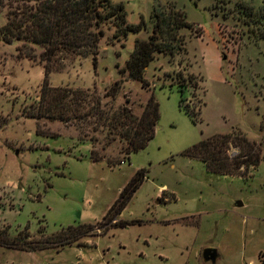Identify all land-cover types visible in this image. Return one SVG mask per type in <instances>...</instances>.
Masks as SVG:
<instances>
[{"label": "rangeland", "instance_id": "374dc122", "mask_svg": "<svg viewBox=\"0 0 264 264\" xmlns=\"http://www.w3.org/2000/svg\"><path fill=\"white\" fill-rule=\"evenodd\" d=\"M110 1L122 5L127 24L141 19L143 27L116 37L113 26L104 25L94 66L90 56L68 58L45 80L51 87L101 94L119 79L115 97L101 101L115 107L127 99L134 115L152 93L158 111L153 136L114 165L103 158L91 162V147L103 157L120 159L119 143L100 148L101 143L77 140L73 127L25 117L22 109L36 102L42 83L40 48L27 44L18 53L20 41L0 40V225H7L9 234L27 226L32 238L40 229L50 233L76 223L93 225L76 243L57 250L0 247V264H264V147L256 167L241 175L210 173L199 160L180 154L230 126L249 140L259 139L264 26L244 22L235 6L241 2L264 12L262 0ZM166 7L181 11L189 24L174 30L183 50L154 53L141 87L122 71L123 64L133 40L150 34L152 11L161 14L164 26ZM4 21L1 7L0 26ZM177 102L199 122L192 123ZM236 152L234 146L227 149L229 156ZM138 169L145 170L140 184L114 219H103ZM117 220L125 224L118 226ZM203 248L214 249L213 261L201 259Z\"/></svg>", "mask_w": 264, "mask_h": 264}, {"label": "trees", "instance_id": "16d2710c", "mask_svg": "<svg viewBox=\"0 0 264 264\" xmlns=\"http://www.w3.org/2000/svg\"><path fill=\"white\" fill-rule=\"evenodd\" d=\"M262 3L264 4V0ZM1 7H5V21L0 26V40L5 43L11 40L20 41V46L16 49L18 53L25 49L27 44L40 48L37 59L42 64V83L36 102L22 109L25 117L58 121L64 126L73 127L77 140L86 139L90 143H101L100 148L113 140L119 143L120 159L103 157L91 147L87 154L91 162L103 158L107 165H114L146 145L153 136L158 118L157 103L152 93L147 95L139 113L134 115L127 99L115 107L109 101H101L102 97L108 100L115 97L120 88L119 79L113 80L101 94H97L94 89L51 87L45 80L47 73L57 69L60 63L68 58L90 56L94 66L98 52L97 42L103 34L104 25L113 26L114 36H125L127 32L133 33L143 27L141 19L136 24H127L122 5L110 0H0ZM166 8L164 26L161 25V22H164L161 14L152 11L150 34L146 39L133 40L131 51L123 64L122 71H126L129 79L138 81L141 87L146 86L142 77L143 69L154 53L170 55L174 50H183L181 38L174 30L188 28L189 24L184 21L181 11L172 7ZM235 8L237 13L243 16L244 22L264 26L263 11H254L241 2L237 3ZM161 32L165 35L164 39L159 38ZM261 37L259 34V38ZM181 109L192 123L199 122V118H195L187 108ZM199 110L200 107H197L196 113H199ZM261 120L257 141L247 139L238 128L230 126L225 133H214L199 139L184 148L180 154L199 160L210 173L241 175L242 170L248 167L253 170L260 160V149L264 147V128ZM89 132L100 134L101 139ZM36 133L42 134L39 131ZM229 146L237 148L235 155H227ZM144 172V169L133 172L102 216L103 219H114L140 184ZM116 224L122 226L125 222L117 220ZM92 229V224L76 223L59 227L50 233H44L43 229H40L37 231L39 236L32 238L27 233V226L15 234H9L8 226L0 225V247L20 251L44 248L57 250L63 245L76 243Z\"/></svg>", "mask_w": 264, "mask_h": 264}, {"label": "water", "instance_id": "95a60500", "mask_svg": "<svg viewBox=\"0 0 264 264\" xmlns=\"http://www.w3.org/2000/svg\"><path fill=\"white\" fill-rule=\"evenodd\" d=\"M215 256L216 253L212 248H203L200 253V257L203 261H213Z\"/></svg>", "mask_w": 264, "mask_h": 264}, {"label": "crops", "instance_id": "0c3cea01", "mask_svg": "<svg viewBox=\"0 0 264 264\" xmlns=\"http://www.w3.org/2000/svg\"><path fill=\"white\" fill-rule=\"evenodd\" d=\"M177 106H178V102H177ZM179 107V106H178ZM89 145L88 144H86V147H88ZM88 149H89V147H88Z\"/></svg>", "mask_w": 264, "mask_h": 264}]
</instances>
